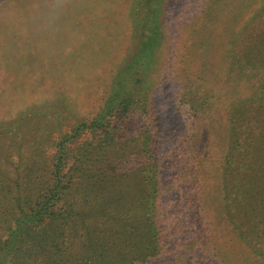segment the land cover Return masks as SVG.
Listing matches in <instances>:
<instances>
[{"label": "rangeland", "instance_id": "374dc122", "mask_svg": "<svg viewBox=\"0 0 264 264\" xmlns=\"http://www.w3.org/2000/svg\"><path fill=\"white\" fill-rule=\"evenodd\" d=\"M0 264H264V0H0Z\"/></svg>", "mask_w": 264, "mask_h": 264}, {"label": "trees", "instance_id": "16d2710c", "mask_svg": "<svg viewBox=\"0 0 264 264\" xmlns=\"http://www.w3.org/2000/svg\"><path fill=\"white\" fill-rule=\"evenodd\" d=\"M155 177H156V172L151 173L150 177L148 178V183H147V188L151 190L150 192L152 194L156 193V191L154 190V187L156 186Z\"/></svg>", "mask_w": 264, "mask_h": 264}]
</instances>
